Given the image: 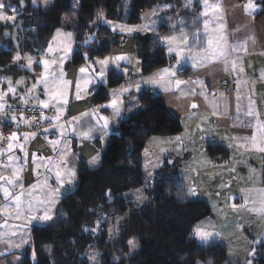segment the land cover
Wrapping results in <instances>:
<instances>
[{
  "label": "crops",
  "instance_id": "crops-1",
  "mask_svg": "<svg viewBox=\"0 0 264 264\" xmlns=\"http://www.w3.org/2000/svg\"><path fill=\"white\" fill-rule=\"evenodd\" d=\"M254 2L257 4L256 1ZM38 3L44 12H49L54 7V0H48L47 3H44V0H38ZM201 4V26L198 30L192 34L185 30L178 31L159 38L167 55L173 60V64L156 70L148 77L141 75L140 62L136 56L133 40L138 34L158 33L157 25L150 22L154 15L153 11L144 15L145 23L133 27L140 29L147 26V30L143 33L138 32L139 30L131 33L122 32L119 27L114 30L113 25L118 24L104 23L112 30L113 36L102 40L99 45L109 48H112L115 43L117 45L112 48L111 55L106 57L111 58L106 66L98 63L104 59L91 61L88 58L91 64L99 67L95 70L86 68L83 73L80 69L87 60L81 66L67 69L76 50L74 34L64 29H59L61 33L59 36H57L58 30L55 32L49 44L53 45L58 38L65 48L70 47L71 51L68 53L65 66L66 71L69 74L77 71V79L81 77L86 80V84L89 83L88 96L80 89L81 98L77 99L76 89L69 98L66 97V104L60 101L62 106L60 108V102L55 103L56 101L50 100L43 86L36 83L40 80L43 67L35 65V76L27 74L26 77L22 76L27 90H22L19 95L16 94L14 99L8 96L4 103L0 104L4 106L3 112H0L3 127L20 122V117L9 114L10 105L16 103L13 100L20 103H25L24 101L27 100V103L39 107L45 113L43 116L49 118L42 119L43 129L39 133L25 135L16 132L9 135L0 133V165L6 166V170L13 175L11 179L14 184H23L26 193L32 186H35L36 191L33 195L43 194L39 195L38 199L45 198L49 189H58L52 197L55 203L49 205L51 220L28 219L25 213L20 219L10 220L8 229L0 228V233H8L0 237V258H3L0 264H22L24 258L33 253L32 232L34 227H43L53 222L65 195L72 193L77 187V172L81 163H85L90 169H96L101 165L102 154L109 144V137L118 124L142 110L139 106H135L131 111L128 109V103L133 96L138 97V93L144 89L162 96L167 109L180 118L183 128L180 141L173 137L150 139L143 159L145 174L152 176L160 170L165 165L168 154L178 158L190 154L180 170L187 197L191 201L206 202L213 213L211 218L197 225L213 232L220 221L228 220L232 221L235 230L238 228L236 232L241 234L242 239L248 240L253 237L259 242L264 239V214L254 210L261 207V196L264 195V152L259 151L260 148H264V16H259L261 8L258 4L259 9L255 7L248 10L251 11L249 15L245 7L248 4L247 0L243 2L239 0H207L204 2L202 0ZM67 33H71V36H67ZM197 33L199 36L196 43L206 44L207 37L210 35L214 36L216 41L222 40L225 51L228 53L227 58L193 68V60L190 57L197 51L194 44ZM184 34L188 36L189 45H192L191 51L187 50L188 46L179 42V38ZM170 37L177 38L171 47L179 46L183 51L186 60L183 70L178 66L177 69L173 67L176 59L169 54L170 44L166 39ZM116 56H123L126 59L114 61ZM131 59H133L132 62H130ZM131 63L136 69L134 74L131 72ZM165 69L176 70V76L173 78L164 76L158 84L145 82L154 74L163 73ZM101 70L104 72L103 77L98 76ZM112 71L126 75L128 82L122 88H109L110 100L97 105L94 103L95 92L92 91L96 86L107 87L109 73ZM30 77L36 78L33 86L39 85L34 90L29 85L28 78ZM53 77L56 75L50 76L49 79ZM175 79L186 83L177 88L173 82ZM197 80L200 81L199 84L193 83ZM6 87L5 85L4 88ZM114 95L119 97L118 107L121 110L118 116L113 115V109L110 107ZM48 99L49 107L42 108L38 101ZM193 104L197 107L193 108ZM249 110L252 115L248 114ZM93 112L95 115H83ZM99 116L108 118V128L94 131L91 133V139H82L79 135V128L75 133L70 130L74 117L81 118L79 121L81 125L85 123L96 125ZM49 120L52 122L50 123ZM61 130L64 131L63 138H60ZM57 140L59 143L54 146L52 142ZM65 141L68 143L65 144ZM97 141L100 142L99 147L96 144ZM215 146L227 151L225 162L216 163L210 157L208 148ZM13 153L17 155L13 156ZM95 156L99 158L93 164L91 160ZM57 172L60 173L59 180L56 177ZM148 187L126 193L125 199L137 201L135 203L138 208L149 205L151 199L145 193ZM189 189H195L196 194H190ZM138 196L143 198L137 199ZM241 197L243 200L246 197L248 203L243 204ZM1 198L0 205L7 204L4 197ZM25 199H27L26 196ZM233 204L236 205L235 208L232 207ZM11 214L15 216V212ZM128 217L127 214L119 220L118 236ZM41 221H45L44 225L38 224ZM0 223H4L3 214H0ZM13 231L15 235H11ZM195 238L202 248L221 245L228 249V246H223L218 240L213 241L211 238L204 242L196 236ZM17 244L20 246L17 247ZM6 248L10 252H7ZM13 250L15 252H12ZM247 255L249 254L244 257Z\"/></svg>",
  "mask_w": 264,
  "mask_h": 264
},
{
  "label": "trees",
  "instance_id": "trees-1",
  "mask_svg": "<svg viewBox=\"0 0 264 264\" xmlns=\"http://www.w3.org/2000/svg\"><path fill=\"white\" fill-rule=\"evenodd\" d=\"M254 1L261 8L259 16H264V0ZM75 2H78V16L73 24ZM150 11L154 14L150 22L157 25L158 33L138 34L133 40L141 75L148 77L173 64L159 38L178 31L192 34L198 30L201 3L192 0H54L49 12L29 3L25 24L30 31H24L26 34L18 49L10 42V51L0 52V75L25 76L26 73L12 65L14 53L19 51L38 58V50L47 48L59 29L71 31L76 40V50L67 69L83 65L86 58L105 59L117 44L112 48L99 45L113 33L105 25H95L101 20L98 13H103L107 23L138 27L145 23L144 15ZM96 33L97 39L84 46V36ZM127 82L126 75L110 72L108 86L93 89L94 103L108 102V89L122 88ZM13 101L16 103L11 105L24 104ZM138 101L142 110L118 124L109 137L101 165L90 169L81 163L77 187L64 197L53 222L34 227L32 257L26 256L22 264H93L95 255L99 264H232L225 248L219 245L202 248L195 238L194 228L213 213L206 202L191 201L187 197L180 170L190 154L183 158L168 154L160 170L152 176L145 174L143 159L150 139L180 137L183 128L180 118L167 109L162 96L144 89L138 93ZM96 144L99 147L100 142ZM208 152L216 163L225 162L226 150L215 146L209 147ZM148 183L150 186L145 193L151 199L149 205L138 208L134 201L125 199L126 193L142 189ZM127 214L129 217L121 234L111 242L107 220ZM132 239L138 241L140 250L136 256L128 258L131 251L128 241ZM261 247L264 249V239ZM254 256L253 264H264V253Z\"/></svg>",
  "mask_w": 264,
  "mask_h": 264
},
{
  "label": "snow or ice",
  "instance_id": "snow-or-ice-1",
  "mask_svg": "<svg viewBox=\"0 0 264 264\" xmlns=\"http://www.w3.org/2000/svg\"><path fill=\"white\" fill-rule=\"evenodd\" d=\"M31 2L33 4H36V0H31ZM48 0H44V3H47ZM21 6H23L24 0H20ZM188 6V5H186ZM6 5L3 2H0V9L5 8ZM246 7V11L248 10H252L255 8V5L252 3V0H249L248 4L245 6ZM11 11L15 12V9H11ZM207 14V13H205ZM248 14L251 15V11H248ZM103 18V13L100 12L98 13V19H102ZM14 19V17H8L6 16L3 12H0V20H11ZM107 22V21H106ZM117 27H119L120 31H127L129 33L133 32V31H145L147 30V26H145L144 28H133V27H128L126 25H113V29L115 30ZM205 28H207V24H205ZM61 35L60 31L58 30L57 32V36ZM67 36H71V33H67ZM199 34L197 33L195 35L194 38V44L197 48L196 54L191 56L190 58L193 60V68H198V67H202L205 66L207 63L209 62H216L217 60L220 59H226L228 53L225 51V47H224V43L223 41H216L214 36H208L207 37V41L206 44H200V43H196V40L198 39ZM89 39H91V37H89ZM169 40V52H172L173 50L176 51L177 56H180L181 58H183V51L181 50V48L179 46H177L175 49H173V47H171V44L176 42L177 38L176 37H170V38H166ZM179 42L183 43L184 45L188 46L187 50L191 51L192 50V45H189V41H188V36L186 34L182 35L179 38ZM48 53L53 52V46L52 44H49L47 50ZM71 51L70 47H67L65 49H63L61 56L59 57L60 59V63L62 64L64 62V57H66L68 55V53ZM16 60H19L20 57L19 55H17V57L15 58ZM109 59L111 58H106L104 60H100L98 61L99 64L106 66L109 63ZM122 59H126V57L123 56H116L114 57V61H120ZM33 61L31 57H28V65H29V69H31V65H32ZM43 63V67H44V71L40 77L39 83L43 84V89L45 91V93L49 96L50 100L52 101H57L60 102L62 101L63 103H67V99H66V86L62 87V77H63V72L61 71L60 76H56L53 77L52 79H49V77L52 75V73L50 72V64L51 65H55L57 63L56 58H53L51 61L45 59L42 61ZM177 64L179 65V61H177ZM117 67H119V65L117 64ZM233 67H235V64H233ZM80 71L83 73L85 72L84 68H81ZM100 77L104 76V72L101 70L99 73ZM164 76H168L170 78H173L176 76V70L173 69H165L163 73H156L153 76L149 77L145 82L146 83H151V84H158L163 78ZM175 83V85L177 86V88H179V86L183 83H186L184 81H181L179 79H175L173 81ZM9 83V91L10 92H14V89L11 87V81H8ZM20 83H23V80L20 81ZM193 83L199 84L200 81H194ZM39 85H34L33 86V90L35 89V87H37ZM138 87V86H137ZM76 98L80 99L81 95H80V85L77 84L76 86ZM124 91H128V89H124ZM237 99L239 100V96H237ZM118 100L119 97L117 95H114V98L111 101L110 107L113 109V115L118 116L120 114V108L118 107ZM25 103H27V100L24 101ZM38 103L41 105L42 108H48L49 107V100H39ZM193 108H196L197 105L193 104L192 105ZM4 110V106L0 105V112H3ZM249 115H252L251 110H249L248 112ZM84 116H92L95 115V113H84ZM13 119H16V117H13ZM33 120L36 119L35 116L32 117ZM41 119H49L48 117L42 116ZM58 119V117H57ZM81 118L78 117H74L73 118V124L71 126V131L72 132H76L77 129L79 128V135L81 136L82 139H91V133H93L96 130H102V129H106L108 128V118L107 117H103V116H99L96 120V125H91V124H87L85 123L84 125H81L79 123ZM101 121H103V123L101 124ZM49 122L51 123L52 121L49 120ZM64 135V131L61 130L60 131V138H63ZM14 138V137H13ZM255 139V138H253ZM177 141H180L181 138L180 137H176ZM53 145L55 146L56 144L59 143V140L57 141H53L52 142ZM68 142L65 141V144H67ZM11 147V145H10ZM259 151L264 152V148H260ZM67 154V153H64ZM98 156H95L92 158L91 163L95 164L98 160ZM72 175H74V173H72ZM56 177L59 180L60 178V173L57 172L56 173ZM0 181H6V183H0V193L3 194L4 199L7 201V204L5 205H0V214H3L4 216V223H0V228L3 229H8L10 227L9 221L12 219H20L25 213L27 214V218L28 219H32V220H51L52 216H51V207L47 206V205H51L53 203H55V200L52 199V197L58 192L57 190H52L49 189L48 193L45 195V198L43 199H38L39 195H43L41 193H37V195H33V193L36 191L35 186H32L27 193L25 192L24 188H23V184H14V181L12 179H8L5 177H0ZM15 189H18V191H15ZM189 193L192 195H195V189H189ZM25 196L27 197V199H25ZM142 196H138L137 199H142ZM233 208L236 207L235 204L232 205ZM255 211L260 212L261 214H264V195L261 196V207L259 209H254ZM12 212H15V216H12ZM39 213V216H37V214ZM85 231H88L89 229L85 228ZM93 231H95V229H92ZM194 235L201 241L207 242L209 239L213 238L214 236H219V233H214L211 231H207L203 228H201L199 225H197L194 228ZM8 233H0V237H2L3 235H6ZM16 233L13 231L11 232V235H15ZM129 245L135 247V243L132 240L128 241ZM17 247H19L20 245L17 244ZM250 255H254L253 253H250Z\"/></svg>",
  "mask_w": 264,
  "mask_h": 264
},
{
  "label": "rangeland",
  "instance_id": "rangeland-1",
  "mask_svg": "<svg viewBox=\"0 0 264 264\" xmlns=\"http://www.w3.org/2000/svg\"><path fill=\"white\" fill-rule=\"evenodd\" d=\"M192 1L198 2V3L202 2V0H192ZM206 1L207 0H204V2H206ZM247 1L249 2V0H247ZM0 2H3L6 5L5 8L0 9V12H3L8 17H14V19H11V20H0V37L2 38L0 41V52L10 51V47L12 45L18 49L20 47V40H23L24 34L29 33V31H30V29L26 26L25 22L27 21V18H28L26 16L28 4L32 3V2H31V0H24L23 6H21L20 0H0ZM252 3L255 5V7L258 8L257 4L254 1H252ZM36 4L39 5L38 0H36ZM11 9H15V12L11 11ZM74 9H75V19L73 21V24H75L77 16H78V2L74 3ZM104 23H106V21L103 20V18H102L97 23H95V25H97V24L105 25ZM24 31H26V33ZM138 32L143 33L145 31H138ZM89 37H91V39H89ZM109 38H111V36H109L108 39ZM95 39H97V34L96 35L95 34L94 35L93 34L92 35H85L84 41H83L84 46L91 45V43ZM10 42H12L13 44L11 45ZM52 46H53V52H51V53H48L46 51V48H44L43 50H38V52H37L38 58H35V57L31 56L30 54H21L19 51H16V53H14V59H13L12 65L17 66V68L19 70H22L24 73H26L29 76H32V75L35 76V73H34L35 72L34 71L35 65H39V66L43 67V63H42L43 60L47 59V60L51 61L53 58H56L57 63L55 65L50 64L49 70L52 73V75H56V76H60L61 71L63 72L62 85L61 86L62 87L66 86V94H65L66 97L69 98L72 95V93L76 90L77 84L80 85V89L85 91L84 94H86V96H88L87 90L89 89V86H90L89 83L86 84V80L82 79L81 77H79L77 79V71L74 72V74H69L66 71L65 66H66V62L68 59V55L66 57H64V62L62 64L60 63L59 57L61 56L63 49H65L63 42L57 38ZM173 49H175V48H173ZM169 54H171L176 59V64L173 65L174 69H177L178 67H180L181 70H183L185 68V64H186V60H185L184 55H183V58H181L180 56H177V53L174 50L172 52H169ZM17 55H19V57H20L19 60L15 59L17 57ZM28 57H31L32 61H33L32 65H31V69H29ZM86 60H87V62L83 66L84 69L91 68V69L95 70L97 67H99V66L91 64V62L88 61V58H86ZM132 61H133V59L130 60V62H132ZM177 61H179V65L177 64ZM130 68H131L132 74H134L136 72V69L133 66V63H131ZM43 71H44V67H43ZM26 74L24 77L27 76ZM98 76H100V75H98ZM21 80H23L22 76L13 78L12 76L0 75V104L4 103V101L8 98V96L14 99V96L16 94L19 95L22 92V90H24V91L27 90L26 85L24 84V80H23V83H20ZM35 80H36V78H33V77L28 78L29 85H31V89H33V84H34ZM8 81H11V87L14 89V92L9 91L10 86H9ZM36 83L43 86V84L39 83V80H37ZM5 85L7 86L6 88H4ZM55 103H57V101ZM72 103H73V101H72ZM26 104H29V103H26ZM59 105L61 108L62 107L61 102L59 103ZM135 106H139L142 109V107L138 101L137 96H133L129 100L128 109L129 110L131 109V111H133ZM131 114H133V113L131 112ZM0 121H1V118H0ZM104 148H105V146H104ZM12 155L13 156L17 155V153H13ZM0 168H1L0 169V176L1 177H5L8 179L13 178V175L6 170V166L2 167V165H0ZM3 182L6 183V181H3ZM147 186H150V183H148ZM69 194H71V193H69ZM69 194H67V195H69ZM67 195H65V196H67ZM2 196H3V194L0 193V200H2V198H1ZM135 200H137V199H135ZM241 200H243V197H241ZM135 202H137V201H135ZM244 202L248 203V199L246 197H244V200L242 201V203L244 204ZM47 206H49V205H47ZM120 219H121V217H117L114 219V221H113V219H111V220H107V222H106L108 225V229H109L108 232H110V235H111L110 236L111 242L116 240V238L118 237V233H119V223L118 222ZM43 222H45V221H41V223H38V224L44 225ZM216 226L217 227L213 229V232L219 233L220 235L214 236L212 238V240L213 241H214V239L218 240V242H220V244H222L223 246H228V249L227 248H225V249L228 251L227 252L228 253V259L232 264H253V262H255L254 259H253L254 261H252V258L255 257L254 255L256 254L258 256L259 254L264 253L263 247H261V249L259 248L260 242L258 241V239L257 238H254V239L248 238V240L242 239L240 237L241 234H238L236 232V230L238 228L235 230V227H234L232 221L222 220V221H220V224L216 225ZM241 229L243 230V223L242 222H241ZM120 234H121V231H120ZM132 241H134L135 247L130 245L131 252H130V256L128 258L136 256L140 250L139 249L140 246H139L138 241L136 239H132ZM219 246H221V245H219ZM2 249H4V248L2 247ZM5 250H7V252H10L8 248H6ZM12 252H15V251L13 250ZM253 252H254V255H250V253H253ZM246 254H249V255L244 257ZM2 257H4V256H2ZM27 257H32V254L30 256H27ZM2 259L3 258H0V261ZM98 259H99L98 255H95L93 264H99Z\"/></svg>",
  "mask_w": 264,
  "mask_h": 264
},
{
  "label": "built area",
  "instance_id": "built-area-1",
  "mask_svg": "<svg viewBox=\"0 0 264 264\" xmlns=\"http://www.w3.org/2000/svg\"><path fill=\"white\" fill-rule=\"evenodd\" d=\"M9 114L20 117V122L3 127L2 121H0V133L3 135H9L14 132L23 135L27 133H39L43 129L41 117L45 113L37 106L26 103L14 104L10 106ZM33 116L36 117L35 120L32 119Z\"/></svg>",
  "mask_w": 264,
  "mask_h": 264
}]
</instances>
